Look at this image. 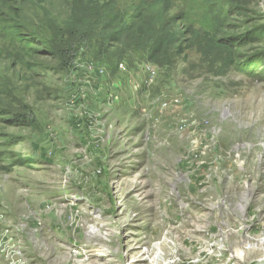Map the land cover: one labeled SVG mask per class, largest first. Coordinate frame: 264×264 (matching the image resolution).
I'll list each match as a JSON object with an SVG mask.
<instances>
[{
	"label": "rangeland",
	"instance_id": "374dc122",
	"mask_svg": "<svg viewBox=\"0 0 264 264\" xmlns=\"http://www.w3.org/2000/svg\"><path fill=\"white\" fill-rule=\"evenodd\" d=\"M212 1L141 53L0 36V264L264 259V0Z\"/></svg>",
	"mask_w": 264,
	"mask_h": 264
},
{
	"label": "trees",
	"instance_id": "16d2710c",
	"mask_svg": "<svg viewBox=\"0 0 264 264\" xmlns=\"http://www.w3.org/2000/svg\"><path fill=\"white\" fill-rule=\"evenodd\" d=\"M50 1L56 2L63 11H57L58 7L52 5L51 9H43L40 1L29 11L24 0H0V36L8 41L9 49L11 46L17 50L26 49L28 44H35L43 37L45 42L52 44L59 41L53 35L47 39L49 30L56 36V32L64 31L73 38L72 45L79 48L95 47L101 51L108 42L125 40L126 47L141 53L162 43L160 38L168 42L174 40L178 33L167 31L168 22L173 20L169 16L185 5L184 0H68L71 8L65 9L62 0ZM198 1L206 7L213 2L190 0L193 8L198 7ZM62 16L69 20L60 24L51 22ZM128 19H131L129 24ZM143 30H149L150 34ZM9 49L0 50L7 52ZM170 51L173 52L172 47ZM115 52L121 54L119 49Z\"/></svg>",
	"mask_w": 264,
	"mask_h": 264
},
{
	"label": "built area",
	"instance_id": "2783aa9c",
	"mask_svg": "<svg viewBox=\"0 0 264 264\" xmlns=\"http://www.w3.org/2000/svg\"><path fill=\"white\" fill-rule=\"evenodd\" d=\"M6 256L10 261H13L14 258L18 257V249L14 247L9 248L6 252ZM16 263L18 264V261Z\"/></svg>",
	"mask_w": 264,
	"mask_h": 264
},
{
	"label": "water",
	"instance_id": "95a60500",
	"mask_svg": "<svg viewBox=\"0 0 264 264\" xmlns=\"http://www.w3.org/2000/svg\"><path fill=\"white\" fill-rule=\"evenodd\" d=\"M257 264H264V259H262L261 261H259Z\"/></svg>",
	"mask_w": 264,
	"mask_h": 264
},
{
	"label": "bare ground",
	"instance_id": "6f19581e",
	"mask_svg": "<svg viewBox=\"0 0 264 264\" xmlns=\"http://www.w3.org/2000/svg\"><path fill=\"white\" fill-rule=\"evenodd\" d=\"M242 256H243V253H240V254H239V257L242 258Z\"/></svg>",
	"mask_w": 264,
	"mask_h": 264
}]
</instances>
